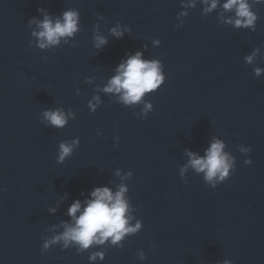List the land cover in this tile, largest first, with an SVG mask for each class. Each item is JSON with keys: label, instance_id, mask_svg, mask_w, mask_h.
Here are the masks:
<instances>
[{"label": "water", "instance_id": "95a60500", "mask_svg": "<svg viewBox=\"0 0 264 264\" xmlns=\"http://www.w3.org/2000/svg\"><path fill=\"white\" fill-rule=\"evenodd\" d=\"M225 2L0 0V264H264V0H248L254 28L228 23ZM68 10L79 30L40 49L39 22ZM97 35L108 43L97 48ZM137 51L165 79L126 105L104 89ZM47 109L66 125H48ZM77 139L57 162L59 143ZM216 139L233 169L213 188L189 152L204 156ZM104 186L126 188L129 224L141 228L117 244L43 252L74 223L71 204Z\"/></svg>", "mask_w": 264, "mask_h": 264}, {"label": "clouds", "instance_id": "9594fccd", "mask_svg": "<svg viewBox=\"0 0 264 264\" xmlns=\"http://www.w3.org/2000/svg\"><path fill=\"white\" fill-rule=\"evenodd\" d=\"M208 3V0H205ZM218 0H211V4L205 11H211L216 8ZM226 11H235L236 18L228 20L235 27H253L258 19L256 13L251 10L248 0H226L223 4ZM79 13L76 10L65 11L62 18L55 21L49 14H45L42 21L39 22V31L32 33L37 37V46L40 49L50 48L59 45L63 38L73 36L78 30ZM113 35L122 38L124 32L113 28ZM97 48L108 43L104 36L95 37ZM65 42H67L65 40ZM253 57L246 58L251 63ZM117 74L109 80L104 91L120 94V100L126 104H135L140 102L146 93L156 90L164 82L162 65L159 60H146L141 51L135 54H129L126 60H122L116 69ZM261 72L260 68L255 70L257 76ZM93 107H95L93 105ZM148 108L151 104L147 105ZM44 119L48 125L56 128H63L67 123V115L61 109H47L43 113ZM79 144V140L72 143L61 141L58 148L57 162H63L66 157L71 155L74 147ZM224 142L216 139L205 150L204 156H198L196 153L189 152L191 157L189 163L197 173H204V180L207 185L215 188L232 174L233 162L228 153L224 152ZM244 151H252L251 147ZM251 158L245 161V164L251 165ZM6 189H0L5 191ZM125 187H121L115 194L107 187H96L91 191V199L82 202L77 199L68 209V214L72 217L74 223H65V231L55 236L52 240H45L42 244V251L49 250L51 244L63 241L67 248L70 243H74L77 251L89 249L93 245L103 244L111 238L112 244L120 242L126 234L137 232L141 228V223L137 222L134 226L129 224L130 217L127 216L128 202L124 198ZM55 211V209H52ZM80 213L77 215V213ZM155 247V245H153ZM99 256L104 258L103 252H97L90 255V260H95ZM140 258L145 259L141 252ZM223 264H232L230 261H224Z\"/></svg>", "mask_w": 264, "mask_h": 264}]
</instances>
